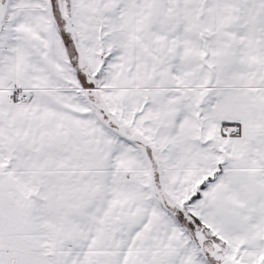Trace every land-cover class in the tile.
<instances>
[{
	"label": "snow or ice",
	"instance_id": "snow-or-ice-1",
	"mask_svg": "<svg viewBox=\"0 0 264 264\" xmlns=\"http://www.w3.org/2000/svg\"><path fill=\"white\" fill-rule=\"evenodd\" d=\"M0 264H264V0H0Z\"/></svg>",
	"mask_w": 264,
	"mask_h": 264
}]
</instances>
